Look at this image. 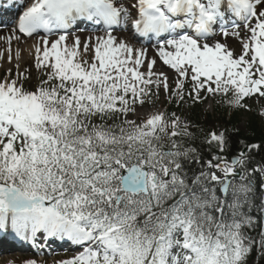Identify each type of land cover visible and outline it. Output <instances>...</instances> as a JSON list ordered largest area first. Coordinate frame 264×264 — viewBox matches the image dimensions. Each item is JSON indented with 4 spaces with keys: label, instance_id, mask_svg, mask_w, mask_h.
<instances>
[{
    "label": "snow or ice",
    "instance_id": "1",
    "mask_svg": "<svg viewBox=\"0 0 264 264\" xmlns=\"http://www.w3.org/2000/svg\"><path fill=\"white\" fill-rule=\"evenodd\" d=\"M82 22L101 34L82 41ZM17 30L38 40L31 65L17 52L0 79V231L82 249L59 264L264 256L262 145L230 157L225 132L210 131L205 158L193 126L156 107L264 98V0H32ZM118 30L155 38L174 79Z\"/></svg>",
    "mask_w": 264,
    "mask_h": 264
},
{
    "label": "trees",
    "instance_id": "2",
    "mask_svg": "<svg viewBox=\"0 0 264 264\" xmlns=\"http://www.w3.org/2000/svg\"><path fill=\"white\" fill-rule=\"evenodd\" d=\"M196 116V115H194ZM234 116H238L237 114H235ZM224 121L223 117H222V122ZM193 122H196V119L193 117ZM233 122V121H232ZM249 130L251 133V137L249 138H245L246 142H257L258 144L262 145V149L255 154V159L257 161L260 160H264V139L262 138V136L260 135V130L257 128L256 126V122L253 121L250 125H249ZM227 138H228V143L230 145V149H235L238 147L239 143V139L242 138V136L238 133H232L230 130L227 131ZM203 135L197 133V138L193 141V146L198 148L201 151V154L205 157L208 158L211 155L212 150L210 151L209 149L205 148V144L203 143ZM209 152V153H208ZM258 264H264V257L260 259Z\"/></svg>",
    "mask_w": 264,
    "mask_h": 264
},
{
    "label": "bare ground",
    "instance_id": "3",
    "mask_svg": "<svg viewBox=\"0 0 264 264\" xmlns=\"http://www.w3.org/2000/svg\"><path fill=\"white\" fill-rule=\"evenodd\" d=\"M2 37H4V38H8L9 37L8 34H5V30L4 29H0V48L5 47L6 50L9 51L10 48H9V46H5V42L3 41ZM224 38L225 37H220V38H216V39L220 40L221 42L224 41L228 45H231V44L234 43V38L233 37H229V38H227L225 40H224ZM147 49H148V56H149V58H153L154 57L153 54H156L155 53L156 52V47L147 48ZM19 53H20V55L22 57V59H21V66H23L28 61L29 56L30 55H34V47H29V48L23 47V48H20ZM11 55L13 57V60L11 61V63L8 61V64L9 65H11L12 63H15L16 62V59H15L16 54L15 55L11 54ZM7 58H8V56L6 57V55H3L1 57V60L3 61L4 59H7ZM155 58L157 59L156 70L157 71H163L162 69H158L159 64H162L160 62L159 58L157 56ZM162 66H163V64H162ZM10 67L11 66H8L9 69H10Z\"/></svg>",
    "mask_w": 264,
    "mask_h": 264
},
{
    "label": "rangeland",
    "instance_id": "4",
    "mask_svg": "<svg viewBox=\"0 0 264 264\" xmlns=\"http://www.w3.org/2000/svg\"><path fill=\"white\" fill-rule=\"evenodd\" d=\"M5 67V66H4ZM23 67H28V66H23ZM22 67V68H23ZM16 68V67H15ZM4 71H5V74H7V72H8V70L7 69H4ZM16 71V69L15 70H13V72H15ZM32 74H33V77H35V75H36V73H35V70L33 69V72H32ZM170 78H172L173 79V76H170ZM210 99H212L213 101H214V98L215 97H212V96H208ZM258 98H261V97H259V96H253V97H250V98H245V99H247V105H248V107H249V110H250V112L252 111V110H257L256 109V105H259V104H261L263 101H262V99H264V98H261V101L259 102V103H257V99ZM165 102H166V100H164V98H163V96L161 97V101L156 105V107L157 108H159V109H164V107H165ZM185 113H186V111H184ZM203 112H207V113H209V114H211V115H214V111H213V108H211V104H204L203 105ZM263 112H261V114H262ZM245 120V118H243L242 119V122ZM238 130H244V127L241 125L239 128H238ZM250 264H252V263H250Z\"/></svg>",
    "mask_w": 264,
    "mask_h": 264
}]
</instances>
